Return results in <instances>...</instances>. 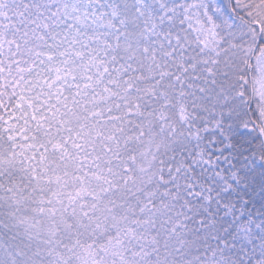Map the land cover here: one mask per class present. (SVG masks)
<instances>
[{"label": "snow or ice", "instance_id": "6c2138e0", "mask_svg": "<svg viewBox=\"0 0 264 264\" xmlns=\"http://www.w3.org/2000/svg\"><path fill=\"white\" fill-rule=\"evenodd\" d=\"M0 264H264V0H0Z\"/></svg>", "mask_w": 264, "mask_h": 264}]
</instances>
